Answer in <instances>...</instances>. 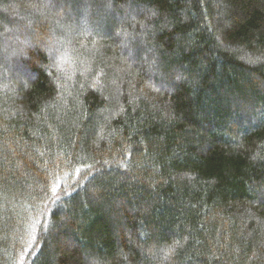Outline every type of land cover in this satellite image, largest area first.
Returning a JSON list of instances; mask_svg holds the SVG:
<instances>
[{
	"label": "trees",
	"instance_id": "16d2710c",
	"mask_svg": "<svg viewBox=\"0 0 264 264\" xmlns=\"http://www.w3.org/2000/svg\"><path fill=\"white\" fill-rule=\"evenodd\" d=\"M0 264H264V0H0Z\"/></svg>",
	"mask_w": 264,
	"mask_h": 264
},
{
	"label": "rangeland",
	"instance_id": "374dc122",
	"mask_svg": "<svg viewBox=\"0 0 264 264\" xmlns=\"http://www.w3.org/2000/svg\"><path fill=\"white\" fill-rule=\"evenodd\" d=\"M29 226H30V225H28V230H29L30 228H31L30 230H34V231H37V230H38L37 225H35V224H34L32 227H30V228H29ZM25 238H27V239L29 238V234H28V232H27ZM30 248H32V247L30 246Z\"/></svg>",
	"mask_w": 264,
	"mask_h": 264
},
{
	"label": "snow or ice",
	"instance_id": "6c2138e0",
	"mask_svg": "<svg viewBox=\"0 0 264 264\" xmlns=\"http://www.w3.org/2000/svg\"><path fill=\"white\" fill-rule=\"evenodd\" d=\"M169 251H171V249Z\"/></svg>",
	"mask_w": 264,
	"mask_h": 264
}]
</instances>
